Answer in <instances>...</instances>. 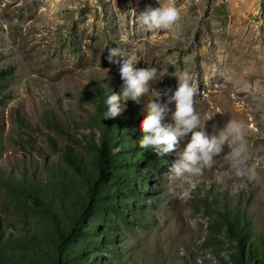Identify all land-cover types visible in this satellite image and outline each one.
Here are the masks:
<instances>
[{"label":"rangeland","instance_id":"1","mask_svg":"<svg viewBox=\"0 0 264 264\" xmlns=\"http://www.w3.org/2000/svg\"><path fill=\"white\" fill-rule=\"evenodd\" d=\"M169 4L180 20L168 30H144L140 14ZM111 47L121 50L118 63L107 59ZM128 56L138 68L157 67L163 78L139 103L121 99V124L123 117L136 122L116 154L137 150L154 91H175L173 74L187 72L199 89L195 108L208 135L229 120L246 125L247 166L255 177L235 176L223 158L227 144L201 176L176 177L171 166L189 133L174 151L157 154V167L135 165L148 176V203L137 223L96 221L105 236L114 234L99 262L237 264L240 255L247 261L240 238L226 229L214 238L211 224L226 209L249 221L264 249V0H0V71L13 70L0 92V264H55L56 223L95 232L92 224L68 223L85 208L86 185L65 153L85 169L95 165L101 105L122 94L120 68ZM164 123H172L171 114ZM252 264H264V254Z\"/></svg>","mask_w":264,"mask_h":264},{"label":"trees","instance_id":"2","mask_svg":"<svg viewBox=\"0 0 264 264\" xmlns=\"http://www.w3.org/2000/svg\"><path fill=\"white\" fill-rule=\"evenodd\" d=\"M12 71V69L0 71V92L7 86L5 82L8 79L5 78ZM106 111L107 104H102L99 127L102 136L100 145L97 144L100 154L93 168L85 169L80 159L71 152L65 153L71 165L85 178L86 185L85 208L81 209L79 216L76 214L71 216L68 223L77 220L78 224H92L96 226V229L94 233L88 234L83 230H70L69 226L64 227L56 223L53 244L60 247L55 264H77L78 262L103 264L99 262L101 259L99 250L105 245H109L112 249L114 234L109 233L105 236L104 231L100 230L101 223L96 221L103 220L105 223L121 226L137 223V219L142 217L143 206L148 203L147 197L143 194V191L150 190L148 176L144 174V170L136 172L135 165L146 161L151 167H157L161 160L157 159V153L152 148L142 149L139 145L137 150L128 153L129 156L116 154L113 148L120 142L127 144L125 138L130 136L128 130L132 129L136 118L128 124V120L123 117L125 121L121 124L118 116L104 119L103 114ZM128 207L134 209L133 213L128 212ZM95 208L97 210L94 211ZM144 223L145 220H140V224ZM211 229L214 238L226 229L230 237L240 238L241 242L248 244L247 261L240 255L236 260L237 264H252L254 258L259 262L263 260V244L256 239L249 221L244 220L234 210L226 209L220 212L211 224ZM78 254L80 258L76 257ZM252 256H254L253 259Z\"/></svg>","mask_w":264,"mask_h":264},{"label":"clouds","instance_id":"3","mask_svg":"<svg viewBox=\"0 0 264 264\" xmlns=\"http://www.w3.org/2000/svg\"><path fill=\"white\" fill-rule=\"evenodd\" d=\"M140 16V24L144 30H168L180 20V10L174 4L148 7ZM107 51L110 63H118L115 58L123 56L118 47L108 48ZM137 61L135 56H128L123 61L120 68L123 91L122 94L113 93L108 96L104 119L114 118L122 113L124 109L121 107V99L139 103L140 98L152 90V82L157 83L163 78L158 79L157 67L138 68L135 66ZM173 75L178 80L175 91L156 89L152 95L155 99H150L145 106L147 115L140 124L144 135L139 140V146L142 149L152 148L158 155H162L174 151L177 144L191 133L190 142L171 166L176 177L201 176L204 169L215 165V158L222 155L224 145L227 144L230 151L223 154L226 165L237 177L249 175V179L254 178V169L247 166L250 155L246 149L247 128L244 122L229 120L217 135H208L205 125L201 126V117L195 108V97L199 92L197 85L187 72ZM162 97L165 99L162 100ZM173 103L174 110L170 107ZM169 114L172 123H164ZM211 118L209 116L206 120Z\"/></svg>","mask_w":264,"mask_h":264}]
</instances>
